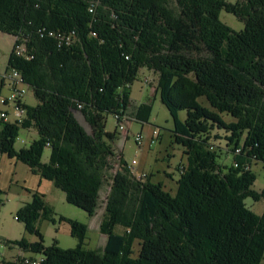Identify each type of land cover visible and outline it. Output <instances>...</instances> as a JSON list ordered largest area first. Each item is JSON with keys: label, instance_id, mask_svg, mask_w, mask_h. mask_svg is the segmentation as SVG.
Segmentation results:
<instances>
[{"label": "trees", "instance_id": "obj_1", "mask_svg": "<svg viewBox=\"0 0 264 264\" xmlns=\"http://www.w3.org/2000/svg\"><path fill=\"white\" fill-rule=\"evenodd\" d=\"M223 11L245 29L237 33L224 25ZM41 29L75 40L58 47L54 38L39 36ZM0 32L29 38L34 59L13 52L8 70L22 73L38 102L25 105L22 124L0 119V154L50 181L92 217L110 183L100 225L104 249H86L87 226L63 217L79 246L47 247L38 222L55 219L34 191L17 220L39 241L6 245L42 255V264H262L264 212L259 216L246 200L264 198L253 189L251 170L264 163V0H0ZM141 69L157 77L175 142L189 160L174 195L134 175L124 158L113 174L117 133L106 132L105 116L127 114L148 123L151 105L134 107L130 96ZM78 111L91 133L77 120ZM32 128L38 140L16 150L20 130ZM212 138L227 142L233 165L218 164ZM47 148L50 159L42 163Z\"/></svg>", "mask_w": 264, "mask_h": 264}, {"label": "rangeland", "instance_id": "obj_2", "mask_svg": "<svg viewBox=\"0 0 264 264\" xmlns=\"http://www.w3.org/2000/svg\"><path fill=\"white\" fill-rule=\"evenodd\" d=\"M234 4L236 0H227ZM174 5V3H173ZM220 21L232 28L235 32L245 29V24L235 18L233 14L223 11L219 14ZM15 37L0 32V98H9L11 94V82L6 81L2 85V77L8 71V60L14 52ZM152 80V81H151ZM151 81V83H146ZM157 78L153 72L143 70L138 73L137 80L130 87L132 105L139 107L141 104H148L152 107L151 118L148 123L141 121L133 122L126 131H120L115 115L106 114V132L117 133V140L113 147L116 154V161L113 163L114 172L120 169V158H124L134 175L142 177L148 176L151 183L162 184L164 189L172 195L176 194L181 166L189 164L188 157L184 153V147L175 142L174 123L170 111L162 104L157 90ZM27 95L23 99L25 105H38L37 98L31 88H26ZM205 105L207 102L201 100ZM4 107L0 105V110ZM9 110V109H8ZM10 111V110H9ZM12 113V112H11ZM10 113V115H11ZM78 121L82 127L91 133L92 129L84 122L82 113L78 115ZM13 118L12 116L10 117ZM225 121L231 118L224 116ZM187 119V112L180 113V120ZM156 132V133H155ZM155 133V134H154ZM141 134L143 141L139 144L135 141V136ZM214 135L220 138L225 137L224 132L214 131ZM39 138L35 129L20 130L19 137L14 145L16 150L27 148ZM211 143L216 145L215 152L219 155L217 162L220 166H230L234 163L233 156L227 151L225 140L216 141L212 138ZM229 154V156H227ZM50 159V149H46L42 163H47ZM135 164L132 165V162ZM252 172L256 177L253 189L260 194H264V163L257 162L252 166ZM40 181L42 185L40 186ZM37 192L44 196L48 208L53 212L55 222H49L42 218L38 222V229L44 238L47 247L58 244L63 250L75 249L79 246L76 238L71 237L70 226L63 223L61 218L77 221L86 225L88 236H86L84 247L88 250L97 251L104 249L107 236L100 231L101 222L104 218V207H106V197L110 192V183H107L101 191V206L97 210L95 217L80 210L78 207L66 201L64 192L56 188L50 181L43 180L33 175L31 170L15 160L9 161L8 157L0 154V264L2 262L15 263L23 258L40 259L42 255L33 254L29 250H21L17 245H6V241L26 240L29 243H36L39 238L26 231L24 224L18 222L17 212L24 204L32 201V193ZM246 205L256 214L260 215L264 211V198L259 202L252 199L246 200ZM116 232H122V228H117ZM139 252L136 247V254ZM264 264V260L262 261Z\"/></svg>", "mask_w": 264, "mask_h": 264}, {"label": "built area", "instance_id": "obj_3", "mask_svg": "<svg viewBox=\"0 0 264 264\" xmlns=\"http://www.w3.org/2000/svg\"><path fill=\"white\" fill-rule=\"evenodd\" d=\"M39 36L41 38L45 37H51L54 38V41H56L58 47H62L63 45H71L73 43L74 37L69 36L66 34H59L54 33V31H46L44 29L38 30ZM29 38H16L15 39V48H14V56L17 58H22L25 61H31L34 59V53L29 48ZM11 82V94L9 98L7 97H1L0 98V105L4 107L3 110H0V119L5 120L8 123H18L22 124L25 120V103L23 99L27 95L26 88H30L28 85H26L25 80L23 78V75L21 72H19L16 69H10L7 71V73L2 77V85L6 82ZM152 81V80H151ZM151 81L146 83H151ZM79 109L82 108V105L78 106ZM10 111H9V110ZM12 112V113H11ZM11 113V115H10ZM13 117L12 119L10 117ZM115 119L118 123V128L120 131H126V129L136 120L129 115L124 116H116ZM156 133V132H155ZM154 133V134H155ZM136 143H140L143 141V138L141 134H137L135 136ZM212 150L215 149V147H211ZM241 149L236 150V154H240ZM135 164V161L132 162V165ZM236 166H238L236 164ZM235 166V167H236ZM131 168V166H129ZM181 169V167H180ZM142 177H146V175H143ZM141 178V177H140ZM18 219V218H17ZM43 258L37 259L34 262L27 261L28 264H42Z\"/></svg>", "mask_w": 264, "mask_h": 264}, {"label": "crops", "instance_id": "obj_4", "mask_svg": "<svg viewBox=\"0 0 264 264\" xmlns=\"http://www.w3.org/2000/svg\"><path fill=\"white\" fill-rule=\"evenodd\" d=\"M154 78H157V77L154 75ZM80 113H81V112H79V111L75 113V114H76L75 116H76L77 120H78V117H79L78 115H79ZM79 118H80V117H79ZM83 121L85 122V120H83ZM128 128H129V127H128ZM1 155H2V154H1ZM2 156H5V155H2ZM227 156H229V154H228ZM9 161H13V160H9ZM253 165H255V163H253L252 166H253ZM252 166H251V169H252ZM33 175H34V174H33ZM36 177H38V176H36ZM39 178H40V177H39ZM41 185H42V182L40 181V186H41ZM37 192H38V191H37ZM263 212H264V211H263ZM263 212H262V213H263ZM262 213H261L260 215H262ZM260 215H259V216H260Z\"/></svg>", "mask_w": 264, "mask_h": 264}]
</instances>
